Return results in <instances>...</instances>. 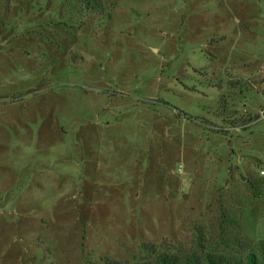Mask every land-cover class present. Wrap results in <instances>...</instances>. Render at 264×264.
<instances>
[{
  "label": "rangeland",
  "instance_id": "1",
  "mask_svg": "<svg viewBox=\"0 0 264 264\" xmlns=\"http://www.w3.org/2000/svg\"><path fill=\"white\" fill-rule=\"evenodd\" d=\"M102 1L0 0V264L264 240V0Z\"/></svg>",
  "mask_w": 264,
  "mask_h": 264
},
{
  "label": "trees",
  "instance_id": "2",
  "mask_svg": "<svg viewBox=\"0 0 264 264\" xmlns=\"http://www.w3.org/2000/svg\"><path fill=\"white\" fill-rule=\"evenodd\" d=\"M59 2H71L70 10L79 18L81 27L83 19L88 16H100L106 14L110 18V8L102 0H58ZM107 8L109 10H107ZM69 10V11H70ZM184 116H186L184 114ZM186 118L191 119L189 116ZM251 189H254V196L261 193L264 181L249 182ZM207 233H203L198 227L194 234L193 246L186 252L172 253L163 250L159 245H140L141 260L133 264H264V240H259L254 244H248L242 237L227 236L220 237L215 244H209ZM216 245H223L225 251L217 249ZM239 250L242 252H234ZM109 264H119L108 261Z\"/></svg>",
  "mask_w": 264,
  "mask_h": 264
},
{
  "label": "built area",
  "instance_id": "3",
  "mask_svg": "<svg viewBox=\"0 0 264 264\" xmlns=\"http://www.w3.org/2000/svg\"><path fill=\"white\" fill-rule=\"evenodd\" d=\"M262 116H263V114H262Z\"/></svg>",
  "mask_w": 264,
  "mask_h": 264
}]
</instances>
